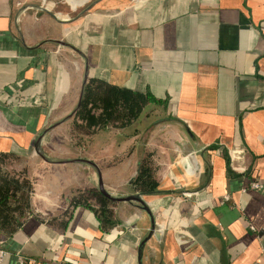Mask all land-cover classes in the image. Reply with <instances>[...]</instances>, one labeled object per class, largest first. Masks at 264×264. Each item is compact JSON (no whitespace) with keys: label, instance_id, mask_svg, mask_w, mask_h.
<instances>
[{"label":"crops","instance_id":"obj_1","mask_svg":"<svg viewBox=\"0 0 264 264\" xmlns=\"http://www.w3.org/2000/svg\"><path fill=\"white\" fill-rule=\"evenodd\" d=\"M86 76L165 101L144 112L162 110L153 126L140 130L143 113L104 133L107 150L135 157L133 175L114 174L120 190L106 189L115 196L140 192L150 155L158 187L140 193L158 235L139 258L151 227L140 204H112L105 231L73 207L79 179L53 170L37 212L11 233L0 225L1 264H264V190L250 188L264 181V0H0V154L26 155L57 130Z\"/></svg>","mask_w":264,"mask_h":264},{"label":"trees","instance_id":"obj_2","mask_svg":"<svg viewBox=\"0 0 264 264\" xmlns=\"http://www.w3.org/2000/svg\"><path fill=\"white\" fill-rule=\"evenodd\" d=\"M150 105H165V101L149 92L142 93L92 79L87 84L85 97L75 119L73 145L81 150L91 149L97 135L127 130L141 118ZM75 158L82 157L74 153L72 159ZM150 162V155L146 153L141 159L139 173L133 183L135 189L144 194H152L158 187ZM3 181L0 182V225L11 233L25 219L27 201L24 203L17 198L18 182L7 181V178ZM73 203L74 208L85 205L91 209L96 214L100 227L105 231L118 223L112 203L120 205L121 202L106 198L97 188L78 191ZM68 224L69 220L64 223L65 227Z\"/></svg>","mask_w":264,"mask_h":264},{"label":"rangeland","instance_id":"obj_3","mask_svg":"<svg viewBox=\"0 0 264 264\" xmlns=\"http://www.w3.org/2000/svg\"><path fill=\"white\" fill-rule=\"evenodd\" d=\"M148 110L147 113L143 114L140 130L153 126L157 117L162 116V110L158 107ZM71 111L64 118L57 120V130L55 129L47 139H41L39 145L37 143L36 149H33L32 152L26 155L14 154L0 156V182H4L3 180L5 178H7V181L18 182L19 192L17 193V198L24 203L27 201L25 218L37 212L35 206L37 205L36 207H38L40 201L35 198L39 195L42 198L46 196L44 195L46 190H43V183H41V176L44 174L49 176L50 173L52 174L54 172L53 170H56L55 174L60 176L62 178L61 180H67V178L74 176L80 182L79 184L75 183L79 187L76 189L79 190L75 189L74 191L85 190L84 187L87 188L90 186L88 182L84 183L83 181H86L88 172H96V170L80 166L73 162V153H77L82 158L99 166L100 170L98 171H101L105 175L108 183L106 189L116 192L120 190L118 187L116 188L115 185L117 184L113 181V178H115L114 174L123 177L133 175L134 166H132V163L135 157L131 160L132 153L130 151L121 153L120 151L107 150V145L104 146V134L97 135L92 148L87 151L78 149L73 145L72 136L76 117L73 120L67 119ZM115 138L116 141L119 140L118 136H112L107 141L111 139L115 141ZM63 160L68 161V163H59L61 161L63 162ZM127 164L131 167L127 168ZM51 182L54 187H61L62 185L61 182L55 179H51ZM95 188L100 190L98 185ZM74 196L72 195L73 198ZM71 203H73V199ZM19 204L21 205L22 203Z\"/></svg>","mask_w":264,"mask_h":264},{"label":"water","instance_id":"obj_4","mask_svg":"<svg viewBox=\"0 0 264 264\" xmlns=\"http://www.w3.org/2000/svg\"><path fill=\"white\" fill-rule=\"evenodd\" d=\"M58 42L60 43V45H66V42L64 40H59ZM91 80L92 79H88L87 76L85 77L84 82L82 84V88L80 91L79 98H78L73 110L71 111V113L67 117L68 120H73L77 116V113H78V111L82 105L83 99L85 97L87 84ZM59 163H68V161L63 160V162L61 161ZM140 165H141V162H139V165H138L139 166L138 173H139ZM96 175L98 178V187H99L100 191L103 193V195L106 197L105 193L103 192V189H106V187H108V183L106 181L105 175L101 171H97ZM133 183L131 184V186H134ZM125 198L128 201L139 203L141 208H143V210L147 214H149L150 222H151V227H150L151 233H152V235H154L156 233V236H157L158 235V233H157L158 226L159 227L161 226V223H159V214L150 207L149 203L144 198L143 194L140 192L132 193V194H128L127 196H125ZM112 204H114V203H112ZM142 245H143V242H142L141 246ZM141 246H140V248H141ZM141 254H142V251L139 253V258L141 257Z\"/></svg>","mask_w":264,"mask_h":264},{"label":"bare ground","instance_id":"obj_5","mask_svg":"<svg viewBox=\"0 0 264 264\" xmlns=\"http://www.w3.org/2000/svg\"><path fill=\"white\" fill-rule=\"evenodd\" d=\"M72 160L75 163H81V164L88 165V166L92 167L93 169H95L97 171L100 170V168L97 166V164H95V163H93V162H91L89 160H86L84 158H75V159H72ZM103 192L105 193L106 197L111 199V200L118 201V202H129L128 200H126V198L124 196H115L112 193H110L109 191H107L106 189H103ZM151 234L152 233H151V229H150L147 232V234L144 237V239H143V245L139 249V253L144 250L145 245H146L147 241L149 240Z\"/></svg>","mask_w":264,"mask_h":264},{"label":"built area","instance_id":"obj_6","mask_svg":"<svg viewBox=\"0 0 264 264\" xmlns=\"http://www.w3.org/2000/svg\"><path fill=\"white\" fill-rule=\"evenodd\" d=\"M250 188L252 190H260V191L264 190V181L252 180L250 182ZM7 254L8 251L0 245V264L3 262ZM21 263H23L22 259H21Z\"/></svg>","mask_w":264,"mask_h":264}]
</instances>
